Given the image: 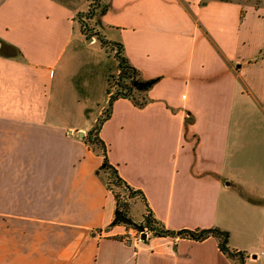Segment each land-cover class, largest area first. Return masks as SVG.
Here are the masks:
<instances>
[{
  "label": "crops",
  "instance_id": "1",
  "mask_svg": "<svg viewBox=\"0 0 264 264\" xmlns=\"http://www.w3.org/2000/svg\"><path fill=\"white\" fill-rule=\"evenodd\" d=\"M89 3L0 0V264H238L214 237L148 232L128 243L133 229L110 228L116 199L104 157L85 141L94 125L76 124L108 105L59 108L61 97L83 94L76 26ZM98 7L100 36L123 45L142 81L156 80L137 93L143 106L116 100L99 136L108 162L143 195L132 206L168 230L228 231L244 264H264V7Z\"/></svg>",
  "mask_w": 264,
  "mask_h": 264
},
{
  "label": "trees",
  "instance_id": "2",
  "mask_svg": "<svg viewBox=\"0 0 264 264\" xmlns=\"http://www.w3.org/2000/svg\"><path fill=\"white\" fill-rule=\"evenodd\" d=\"M232 1V0H224ZM99 0H93L94 11L97 9ZM92 6V5H91ZM106 8L102 9L105 12ZM95 13L91 7V13L89 18H93ZM81 15H79V18ZM99 41L102 46L107 50L111 48L113 52H116L115 57L118 64V75L117 77L112 75L111 81H109V103L108 107L103 114V118L98 121L96 126L88 133L85 138L86 143L97 149L104 157V163L102 169L105 170L107 174V186L108 189L113 193L116 199V212L113 222L110 228L116 226H125L127 228L134 229L138 232L148 231L154 236L158 237H180L184 239H191L194 241L202 242L210 237H214L219 241V248L222 253L231 259L237 260L238 264H244V253L233 251L229 246L230 233L228 231L211 228V229H195V230H180L172 231L165 229L160 221H158L151 213L147 211L144 216V221L142 223H136L131 216L132 202L139 198L142 193L140 191H134L129 187L124 180L120 177L118 170L112 166L107 160V147L103 141L100 139V131L103 124L109 120L111 117L113 103L118 99H130L133 100L137 105L143 106L140 103L137 93L145 92L149 90L155 83L156 80L142 81L139 76V72L134 68L124 56L123 45L120 43H111L105 41L103 37L99 34ZM139 85H142L140 88ZM115 188L119 189L116 191Z\"/></svg>",
  "mask_w": 264,
  "mask_h": 264
},
{
  "label": "rangeland",
  "instance_id": "3",
  "mask_svg": "<svg viewBox=\"0 0 264 264\" xmlns=\"http://www.w3.org/2000/svg\"><path fill=\"white\" fill-rule=\"evenodd\" d=\"M89 9L81 14V17L78 20L79 25L76 26V39L77 41V64L79 68H82L81 72V87L80 90H83L82 95L75 97L67 96V98L62 99L60 107L61 109H69L77 107L78 109L87 110L86 104L92 105L94 109H97L98 112L101 108H105L108 103V89L109 81H111L112 75L117 77L118 75V64L115 57L116 52H113L111 48L102 49V44L100 41L96 44H88L87 40L81 37V29L86 39L97 38L99 40V32L97 30L98 17L97 14L100 13V7L94 11L93 0H89ZM234 2L242 3L243 5L251 4L256 7H264V0H232ZM92 5V6H91ZM91 7L95 15L93 18H89L91 13ZM102 46V47H101ZM100 65L98 68H92L91 64ZM88 64L91 68L88 70ZM108 103H107V101ZM102 109V113L99 117L94 113L92 121H82L81 119L76 120V124L88 123V125H94L98 123L103 118L105 110ZM97 121L95 122V120ZM62 123L67 122L66 119L61 121ZM93 127V128H94ZM116 191L119 189L115 188ZM131 210V216L136 220L140 221L144 218L142 217L143 205L141 203L133 205Z\"/></svg>",
  "mask_w": 264,
  "mask_h": 264
},
{
  "label": "built area",
  "instance_id": "4",
  "mask_svg": "<svg viewBox=\"0 0 264 264\" xmlns=\"http://www.w3.org/2000/svg\"><path fill=\"white\" fill-rule=\"evenodd\" d=\"M143 233H146L148 234V231H143V232H138L136 230H132V232H130V234L126 237V242H133L134 240L135 241H138V239L143 235Z\"/></svg>",
  "mask_w": 264,
  "mask_h": 264
},
{
  "label": "water",
  "instance_id": "5",
  "mask_svg": "<svg viewBox=\"0 0 264 264\" xmlns=\"http://www.w3.org/2000/svg\"><path fill=\"white\" fill-rule=\"evenodd\" d=\"M139 86H140V88L142 87V85H139ZM80 135H81V137H83V133H80ZM147 235H148V234L143 233L142 238H143V239L147 238ZM255 257H256V256H254V258H255Z\"/></svg>",
  "mask_w": 264,
  "mask_h": 264
}]
</instances>
